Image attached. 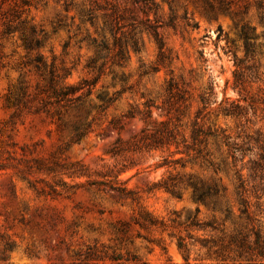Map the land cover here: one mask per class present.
<instances>
[{
  "label": "rangeland",
  "instance_id": "obj_1",
  "mask_svg": "<svg viewBox=\"0 0 264 264\" xmlns=\"http://www.w3.org/2000/svg\"><path fill=\"white\" fill-rule=\"evenodd\" d=\"M110 1L120 10L129 8L137 25L141 50L135 54L124 45L122 64L115 51L89 64L94 52L82 38L103 36L113 50L114 32L104 29L103 12L95 13L93 26L81 18L83 0H72L67 10L63 0H8L3 6L18 12L13 25L23 21L27 34L33 28L40 45L25 49L17 31L2 34L0 20V264H186L178 238L189 244L188 264H237L209 256L187 239L189 234L211 237L187 230V215L197 208L196 218L203 222L212 212L192 199L184 182L189 175L207 183L220 178L227 188L222 204L234 205L226 147L218 136L208 139L206 150L220 168L215 174L192 150L202 147H192L189 139L194 123L202 130L222 129L245 145V167L258 154L264 157V9L257 7L260 2L264 8V0H152L156 11L147 15L157 21L161 51L130 0ZM129 23L116 30L124 40ZM241 25L257 36L248 56L239 37ZM37 55L40 70L33 62ZM235 60L241 61L238 66ZM50 67L55 80L82 86L64 108L41 106ZM115 93L116 100L104 107L102 98ZM201 98L208 107L198 115ZM146 109L151 117L144 122ZM57 115L67 126H88L63 151L59 147L72 134L68 128L58 130ZM159 122L177 127L176 142L145 148L150 142L145 135ZM117 140L125 150L113 156ZM241 173L247 177L248 171ZM115 175L129 196L96 185L114 183ZM261 176L250 186L263 182L264 171ZM174 182L181 184L179 199L156 186ZM249 201L256 213L260 205L264 237V194L256 190Z\"/></svg>",
  "mask_w": 264,
  "mask_h": 264
},
{
  "label": "trees",
  "instance_id": "obj_2",
  "mask_svg": "<svg viewBox=\"0 0 264 264\" xmlns=\"http://www.w3.org/2000/svg\"><path fill=\"white\" fill-rule=\"evenodd\" d=\"M7 2L8 0H0V20H3L4 26L2 34L9 36L14 31H17L25 49L32 50L37 48L40 45V41L37 38H33V28H30V34H27L22 25L23 21L13 25V22L19 18L18 12L12 9H8L7 11L3 10V6ZM130 2L132 7H136V9L144 15V19L139 21V23L143 25L144 30L147 31V33L154 40L158 50L161 51L163 43L157 31L158 25H155L157 21L154 20L153 23L147 15L149 12L154 13L157 6L152 0H130ZM22 4L25 5V2L22 1ZM71 6L72 0H63L64 10H67ZM257 7L259 9H264L260 2L257 3ZM97 11L103 12L102 18L104 29L114 32L112 44L114 49L110 50L107 41L103 36L97 39L89 34H86L81 41H84L88 47L93 49L94 52V58L89 64H92L94 60H105L108 58L110 51H115V57L117 58L118 63L122 64L126 59L124 45L130 47L133 53L138 54L141 50V46L135 38V28L137 25L135 23V18L131 16V10L129 8H123L120 10L119 6L112 3L110 0H83V5L80 9L81 18L91 26L94 25L95 13ZM262 19H264V16H262ZM128 20L130 21V31L127 34L128 39L124 40V36L116 35V30H118V28H124L123 23ZM169 21L168 25H171L170 23H172V18ZM254 31L255 30L253 28L241 25L239 37L243 42L245 56L251 55L254 52L253 40L257 38ZM33 62L36 69L40 70L41 57L37 55ZM240 62L241 61L235 60V65L238 66V63ZM99 70L101 69L99 68ZM236 76L237 75L234 74L235 79ZM81 88L82 86L80 85L78 87H74L64 85L60 81L55 80L54 72L50 67L48 85L41 92L43 95L40 101L41 106L43 108H64L72 103L74 100L72 95ZM117 96L118 93L113 94L109 98L103 97V106L106 107L112 104L116 100ZM201 104L202 109L198 112V115L202 112V110L204 111L208 107V102L204 98H201ZM147 107H149V105ZM132 115V113H129V117L133 118L134 116ZM150 117L151 111L146 109V112L141 119L146 122V120L150 119ZM56 123L60 132H62L65 128H68L72 134V136L59 147V151L66 150L70 144L78 142L88 128V126H86L81 129L76 124L67 126L64 124L60 115H57ZM176 128H169L167 122H159V127L155 129L149 137H146L145 135V138L150 139L149 144H146L145 148L162 147L170 141L176 142L174 141L175 136L178 134ZM217 136L226 147V154L231 159V167L233 170L232 179L234 205L222 204L221 199L227 194V188L220 183V178L215 179L212 183H207L189 175L186 182H184V186L190 188V196L195 202L202 203L210 208L212 217L208 221L202 222L198 220L196 218L198 213L197 208L195 209L194 214H188L184 223L186 229L203 231L210 234L211 237L196 239L189 234L187 239L192 240L193 242H198L202 248L207 250L209 256L213 255L215 258L220 260L229 259L237 264H264V237L262 235L263 222L261 218H258L257 216L259 213H262V211L259 210L260 205L258 203L255 205L256 209H258L257 213L251 210L249 201L250 196L256 190L264 194V180L258 185L250 186V181L253 182L257 174L259 179L262 180L261 172L264 171V157L261 154H258L257 159L248 160V167H245V165L242 164V160L247 151L244 147L245 145H240L233 141L222 129L219 131H213L211 129L202 130L201 126L194 123L190 131L189 139L192 143V147L197 145H202V147H196L192 150L195 151L196 155H198L197 157L201 158L208 167L212 168L215 174H217L220 168L218 164L210 159V154L206 150V147L208 139L210 137L216 138ZM142 139H144V137H140L139 141ZM181 142H186V138L184 136H182ZM121 145L122 142L117 140L110 150L111 155L114 156L125 150L124 148H119ZM133 145L136 146L137 143ZM244 168L248 171L247 177H244L241 173ZM51 172L54 173V170H51ZM114 178V183L99 182L96 183V185L105 186L110 190L117 192L119 195L129 196L130 192L125 190V187L121 186V183H118L117 175H115ZM179 185L181 184H178V182H174L172 184H156V186L163 188L167 193L177 199L181 198L182 195ZM255 198L258 199V197ZM234 207L236 211L234 210ZM215 212H219L221 216H215ZM176 245L178 250L182 253L184 262L188 264L189 244L185 242L184 238H178ZM10 247L11 246L8 245L7 248L10 249ZM0 259H3V255H0Z\"/></svg>",
  "mask_w": 264,
  "mask_h": 264
}]
</instances>
